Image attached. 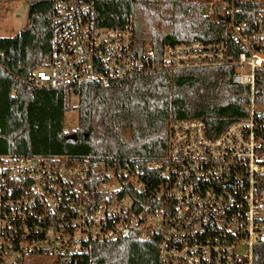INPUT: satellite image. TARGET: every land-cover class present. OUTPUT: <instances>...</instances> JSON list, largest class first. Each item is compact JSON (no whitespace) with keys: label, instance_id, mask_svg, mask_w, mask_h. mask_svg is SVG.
Segmentation results:
<instances>
[{"label":"built area","instance_id":"1","mask_svg":"<svg viewBox=\"0 0 264 264\" xmlns=\"http://www.w3.org/2000/svg\"><path fill=\"white\" fill-rule=\"evenodd\" d=\"M186 1L223 21L226 38L167 44L157 61L150 42L136 50L130 19L99 26L91 1L56 0L49 59L28 84L69 95L161 69L231 66L232 83L249 86L246 114L213 136L202 120H169L167 155L143 166L90 150L0 156V264H88L93 243L125 231L156 240L158 264H254L264 244V0ZM116 133L131 144L129 127Z\"/></svg>","mask_w":264,"mask_h":264},{"label":"trees","instance_id":"2","mask_svg":"<svg viewBox=\"0 0 264 264\" xmlns=\"http://www.w3.org/2000/svg\"><path fill=\"white\" fill-rule=\"evenodd\" d=\"M6 1V0H0ZM56 0H29L23 26L13 37H0V156L31 152L90 150L95 160L118 167L143 166L168 153L169 120H202L216 135L246 114L248 85L231 81V66L168 71L132 81L90 83L73 89L77 127L68 139L63 120L69 97L63 91L32 87L28 77L49 59L52 6ZM93 3L99 26L123 28L130 19L135 48L150 42L156 60L167 44L226 38L221 20L202 15V2L186 0H85ZM129 127L131 144L120 143L117 127ZM69 135V134H68ZM88 264H158L156 240L134 236L93 243ZM254 264H264V244Z\"/></svg>","mask_w":264,"mask_h":264},{"label":"rangeland","instance_id":"3","mask_svg":"<svg viewBox=\"0 0 264 264\" xmlns=\"http://www.w3.org/2000/svg\"><path fill=\"white\" fill-rule=\"evenodd\" d=\"M29 0L0 1V37H13L25 21ZM77 97L70 94L68 110L65 112L63 127L72 131L77 127L78 115L75 105ZM33 264H46L45 258H36Z\"/></svg>","mask_w":264,"mask_h":264},{"label":"water","instance_id":"4","mask_svg":"<svg viewBox=\"0 0 264 264\" xmlns=\"http://www.w3.org/2000/svg\"><path fill=\"white\" fill-rule=\"evenodd\" d=\"M68 139H75L76 138V136H75V134L74 133H70L69 135H67L66 136ZM127 237V231H125L124 233H123V235H122V238L124 239V238H126Z\"/></svg>","mask_w":264,"mask_h":264},{"label":"crops","instance_id":"5","mask_svg":"<svg viewBox=\"0 0 264 264\" xmlns=\"http://www.w3.org/2000/svg\"><path fill=\"white\" fill-rule=\"evenodd\" d=\"M24 24V23H23ZM23 24L21 25V27L23 26ZM21 27H20V29H21Z\"/></svg>","mask_w":264,"mask_h":264}]
</instances>
